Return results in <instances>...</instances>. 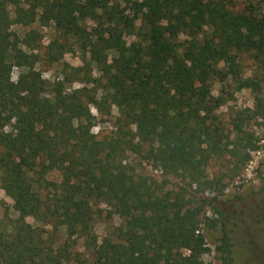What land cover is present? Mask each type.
Returning <instances> with one entry per match:
<instances>
[{
	"label": "trees",
	"instance_id": "trees-1",
	"mask_svg": "<svg viewBox=\"0 0 264 264\" xmlns=\"http://www.w3.org/2000/svg\"><path fill=\"white\" fill-rule=\"evenodd\" d=\"M230 4L0 0V187L17 212L0 226V264H69L66 246L77 239L90 264H204L210 248L201 207L208 201L194 205L185 187L218 188L221 179L207 174L210 161L234 156L237 145L252 148L242 123L264 116V18ZM36 22L54 25L46 60L58 62L73 44L81 65L44 78L32 53L39 32L12 29ZM242 55L255 66L250 76L242 74ZM13 67L26 70L13 80ZM211 80L250 89L254 107L221 123L216 111L226 99L213 95ZM113 108L115 129L93 134L97 115ZM136 158L159 169L162 183L137 173ZM167 178L175 187L165 188ZM102 212L122 224L98 241L93 220ZM216 248L221 264H231L223 226Z\"/></svg>",
	"mask_w": 264,
	"mask_h": 264
},
{
	"label": "rangeland",
	"instance_id": "rangeland-1",
	"mask_svg": "<svg viewBox=\"0 0 264 264\" xmlns=\"http://www.w3.org/2000/svg\"><path fill=\"white\" fill-rule=\"evenodd\" d=\"M230 6L234 10L252 11L258 17L264 18V0H229ZM124 6V3L122 4ZM10 17H13L12 8L7 7ZM91 25V22H87ZM12 29L19 35L29 29H35L39 32L40 40H38V50L32 53L38 54L36 68L40 71L44 78L54 80L62 76L65 66L81 65V54L71 44L69 50L63 54L58 62H49L46 60L47 45L56 36L54 25L50 22L46 26H41L37 22L29 26H20L14 24ZM187 37L181 36L180 40L185 41ZM129 43L134 40V36H125ZM24 48V47H23ZM25 49V48H24ZM116 55L114 50L108 51L109 60ZM220 66L222 63L219 64ZM93 75L98 76L99 73L93 64ZM240 67L243 76H250L254 71V64L249 56L242 55L240 58ZM25 67H13L12 79L16 80L19 73L24 72ZM79 83H73V87H78ZM262 93L264 94V81L262 82ZM210 87L213 95H222L226 101L216 111L218 120L221 123H228L230 114L233 111L252 109L254 107V96L250 89H235L229 81L222 86L218 80H211ZM96 114L95 110L91 108ZM117 111L112 109V115L100 117L97 115L91 132L98 137L114 130L113 123ZM247 133L253 134L252 148H243L237 145L235 155H225L210 161L207 167L209 177H218L221 182L215 190H204L196 188L195 185L188 188L187 191L192 193L190 197L191 203L196 206L202 204V199L208 201L207 205L202 206V214L207 217L205 223L201 224L206 245L210 251L202 255L204 264H221V252L217 250L222 235V226L228 233L231 245V264H264V116L252 117L242 123ZM261 149L263 154H257L255 151ZM248 154L246 161L242 162V158ZM252 160V162H251ZM135 171L146 178L162 183L161 172L152 165L145 162H139L135 159ZM140 163V164H139ZM165 188L175 187L176 180L167 178ZM161 181V182H160ZM181 184H178L180 186ZM184 185V184H183ZM13 201L8 197L4 190L0 187V226L9 225L6 216L14 219L17 212L12 207ZM27 221L34 226H42L41 222L32 217H28ZM122 219L117 215L107 216L106 212L95 216L93 220V231L97 240L100 241L104 237H109L121 226ZM48 228V227H47ZM64 235L63 228H60L59 238L62 240ZM83 241L77 239L72 246H66L70 251L71 258L69 264H90L87 251L83 246ZM187 254L186 249H182Z\"/></svg>",
	"mask_w": 264,
	"mask_h": 264
},
{
	"label": "built area",
	"instance_id": "built-area-1",
	"mask_svg": "<svg viewBox=\"0 0 264 264\" xmlns=\"http://www.w3.org/2000/svg\"><path fill=\"white\" fill-rule=\"evenodd\" d=\"M255 153H257L259 155V154H263V151L261 149H259V150L255 151ZM251 162H252V160H251Z\"/></svg>",
	"mask_w": 264,
	"mask_h": 264
}]
</instances>
